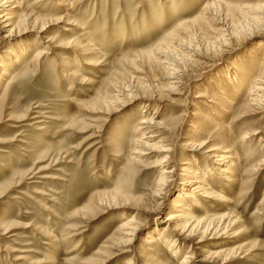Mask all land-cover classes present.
Listing matches in <instances>:
<instances>
[{
    "label": "rangeland",
    "instance_id": "rangeland-1",
    "mask_svg": "<svg viewBox=\"0 0 264 264\" xmlns=\"http://www.w3.org/2000/svg\"><path fill=\"white\" fill-rule=\"evenodd\" d=\"M16 2L18 29L0 32L2 67L20 55L9 80L0 77V264H145L143 239L165 227L177 195L192 188L182 163L190 160L200 170L220 166L214 158L221 154L213 139L218 134L232 136L241 170L250 172L246 186L242 191L236 175L229 185L224 174L214 176L210 188L220 201L201 200L200 209L193 200L184 204L199 219L230 208L242 223L214 237L179 238L175 257L168 246L154 258L264 264V207L258 208L264 165H256L264 159V103L262 112L245 105L246 88L233 99L232 86L264 44V35L239 26L243 9L257 0ZM159 49L174 54V67ZM166 68L175 69L176 84L164 79ZM142 103L149 105L146 114ZM152 116L163 129H154L143 146L135 122ZM253 129L248 151L240 150L242 134ZM163 150L178 161L160 192ZM114 203L123 207L106 209ZM131 214L142 229L133 250L123 253L112 237ZM207 254L211 263L203 261Z\"/></svg>",
    "mask_w": 264,
    "mask_h": 264
},
{
    "label": "bare ground",
    "instance_id": "bare-ground-1",
    "mask_svg": "<svg viewBox=\"0 0 264 264\" xmlns=\"http://www.w3.org/2000/svg\"><path fill=\"white\" fill-rule=\"evenodd\" d=\"M79 1L80 0H72V2L74 4L79 3ZM81 2H82V0H81ZM14 4H17V7H14V8L11 7ZM18 5L20 6V4H18L16 2V0H0V10L4 11L3 13H0V32L4 28L9 27L10 29L7 30L8 36L12 34L14 29H18L16 27V25H14V21H12V20H14V17H15V13H14L13 9H18V7H19ZM62 6H63V4H62ZM242 13H243V18H242L243 24L241 23V25H239V26H243L244 30H246V31L257 30V35H259V36L264 35V0H257V4L254 7L244 8ZM25 19H31V15L30 16L25 15ZM42 19H44V18H42ZM36 20H37V18H34L35 24H36ZM50 20L52 22L53 19H50ZM46 22L49 23V21H47V20H46ZM46 22H44L41 25V27H39V31H42V28L47 24ZM78 22L80 23V20ZM77 25H80V24H77ZM232 30H233V28H232ZM172 37L174 40L176 39V38H174V35H172ZM250 37H252V36L250 35ZM166 44H168V43H166ZM167 47H169V46H167ZM24 50L25 51H23L21 55H24L26 53V51L28 52V49H24ZM168 50L166 52V51H164V49L161 51L159 49L160 52L158 54L160 55V57L164 58L163 60H165V62H167V65H169L170 67H174L173 65L175 62L171 59L174 57V54H173V57H171L170 56L171 52L169 53ZM9 52H7V53L10 54ZM41 54H42V52H41ZM41 54H38L37 57L39 58L41 56ZM43 54H44V52H43ZM18 57H20V55H16L15 58H13L14 62L12 60V63L16 64L17 63L16 61L19 59ZM12 63H8L7 66H5V67H2V65L0 64V68L3 69V70L1 69L2 71H0L1 79H2V77H8L7 80H9L10 76L8 74V70H9V67H11ZM26 70H28V69H26ZM24 74H23V76H25ZM164 79H166L168 82H170V84H176V80H178V78L176 76L175 69L166 68ZM233 81H234V83H232V86H234V89H235L234 90L235 93L233 94L234 95L233 99L236 98V96L238 95V93L242 89L246 88L247 89L246 95H248L249 98L246 99L245 105L246 104L249 105V103L252 102V104H255L253 106H255L257 109L261 110V112H262L263 109H262V107H260V105L262 106L264 103V44H260L257 47L256 52L254 53L253 57L249 61V65L245 69L241 70V72H239L237 74V76L234 78ZM9 84H10V82H9ZM142 97H144V96L142 95ZM144 98H147V97L145 96ZM200 98H203V96L197 95L195 99H200ZM150 101H152V99H146V102H150ZM148 106H147V104L142 103V105H140V108L142 109L141 111L145 112L144 109L147 110L146 108ZM146 112L143 114H146ZM194 115H197V114H194ZM139 118H141V117H139ZM154 129L155 130L163 129V125L159 122H156L154 120V116L149 117V118H146V117L143 118L142 117L141 119L136 120V122H135L134 134L135 133L141 134L138 141L141 142L140 143L141 145L146 146V144H148V143L147 142L142 143L143 142L142 140L154 139V136H153L155 133V132H153ZM254 132H256L255 129L248 130L247 132L242 134V141L240 142V145H239V146H241L240 150L248 151V149L250 147V143H252V140H253V139L250 140L249 136L251 137V135H253ZM213 139L215 140V143L218 144V146H221V147L216 149V150L220 151L221 154H217L214 156V158L217 159L218 165H220V166H218L217 168L215 167L214 170L210 167H207L209 169L203 168L204 170H202V169L200 170L197 168V164L195 165L194 162H191L190 160H187L186 162H184V164L182 163L183 166H182L180 171H183V173L184 172L186 173L187 179L190 178V180L192 181V182L190 181V184H192L191 185L192 188L187 189V191H181L180 192L181 194H179V196L177 195L176 201H174V204H173V211H175V212L169 213L168 218L165 221V224H166L165 227L161 231L157 229V231H159V232H155V233L152 230V232L147 233V235L145 236V239H143L142 245L144 246V248L142 249V252H143L142 259L146 261L145 264H165L164 261L160 262L158 260H155L154 254L159 253V255H160V254L164 253V252H162V249L165 247H168V246L170 247V249H169V253H171L170 255L175 257L178 253L177 247L179 245V243H178L179 238L183 241H186L187 239L189 240L188 237L194 236L196 234L201 235L202 239H205L206 236L214 237L218 234V232H222V233H220V235H222L223 233L227 232L228 229H231L232 227L240 226L239 224L242 223L240 218H238L237 216H234V213H232V210L230 208H227L228 213L224 212V214H222L221 216L216 215L214 213L213 214L211 213L210 218H208V217L204 218L203 217L204 219H202V218L199 219L196 216L192 215L194 208H192L193 210L191 211L190 208L187 207L188 208L187 209L186 205L184 204L186 201H188L189 203H192V200H193L194 207L196 209H200L201 208V206H200L201 200H209V199L212 200V198H213L215 202L220 201V197L218 195H214L213 194L214 192L212 193L211 188H210V184H211L210 180L214 176H217L218 178L221 179L223 177V175H221V174H224L223 178H225L224 180L229 185V183H232V179L235 178L234 175H236V176L240 177V179L242 178L241 179L242 180V182H241L242 191L244 190L243 188L246 186V182H244L243 179L249 178L250 172L249 173L247 171L243 172L241 170V167H240V160L241 159H240V157L238 158L239 152H237L236 146L234 147L235 149L232 148V136L226 135V134L225 135L224 134H218V135H215L213 137ZM159 142H162V141H159ZM187 143L189 144V140L187 141ZM192 143H190V145H192ZM212 143H214V142H212ZM194 145H196V143H193L192 146L194 147ZM202 145H197L196 149L200 150L203 147ZM162 148H164V147H162ZM214 151H215V149H214ZM162 153H166V154H165V157L163 158V160H161V162L166 163V164L165 165L162 164L163 166L159 169V179L157 181L158 183H156V188L159 189L160 192H162L165 187L167 188L169 186V183L171 182L170 180H171V178L174 177L175 171L177 170V168L174 164V162H176L177 159H175V158L168 159V157L171 155L168 150H165ZM232 156H234V157H232ZM171 159H172L171 163H173V165L170 168V166L168 167V165H169L168 160H171ZM256 165L257 166L264 165V159L261 160V162L259 164H256ZM228 169L229 170H235V171L232 174V172L228 171ZM256 169H257V167H256ZM209 178H210V180H209ZM220 179H218V180H220ZM185 183H187V182H185ZM192 192L194 194H191ZM157 196L158 195H156V197ZM196 197H197V199H196ZM228 203H231V202H228ZM160 205L161 204H159L158 207ZM121 207H123V204L114 203L113 205H107L106 209L111 210L114 208H121ZM261 207H264V198L262 199V201L260 202V204L258 206L259 210H261L260 209ZM153 210H154V208H153ZM258 213L259 212H255V214H258ZM214 222H216V225H214ZM141 229H142V225L138 221L137 215L131 214L128 217H126V219L121 220V222L119 223V226H118V230L116 231L115 236L112 237L113 238L112 240H113V242H116V244H118V246L119 245L122 246V248H123L122 252L123 253L130 252V250H133V248L131 246L136 241V239L139 237ZM218 237H220V236H218ZM169 240H172V241H169ZM161 260H164V259H161ZM188 260H191V257L186 255L185 259H183L181 261V264H189ZM203 261L207 262V263H211L210 255L209 254L205 255V258L203 259ZM134 263L132 261H128L126 264H134Z\"/></svg>",
    "mask_w": 264,
    "mask_h": 264
}]
</instances>
